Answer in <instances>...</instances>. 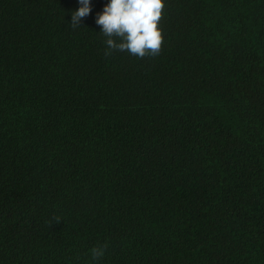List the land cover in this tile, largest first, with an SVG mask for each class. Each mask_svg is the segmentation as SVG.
<instances>
[{
	"label": "trees",
	"instance_id": "1",
	"mask_svg": "<svg viewBox=\"0 0 264 264\" xmlns=\"http://www.w3.org/2000/svg\"><path fill=\"white\" fill-rule=\"evenodd\" d=\"M105 2L0 0V264H264V0H162L144 56Z\"/></svg>",
	"mask_w": 264,
	"mask_h": 264
},
{
	"label": "clouds",
	"instance_id": "2",
	"mask_svg": "<svg viewBox=\"0 0 264 264\" xmlns=\"http://www.w3.org/2000/svg\"><path fill=\"white\" fill-rule=\"evenodd\" d=\"M91 6L90 0H78V6L70 10L69 26L81 24ZM161 9L162 0H106L95 14V23L105 37L104 55H110L113 49L136 56L156 54L162 40L157 26ZM106 246L100 244L90 249L93 261L104 255Z\"/></svg>",
	"mask_w": 264,
	"mask_h": 264
}]
</instances>
